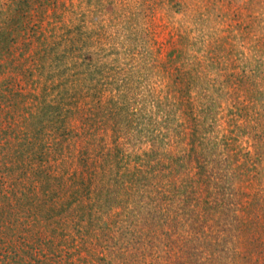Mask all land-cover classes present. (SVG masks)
Instances as JSON below:
<instances>
[{"label":"trees","instance_id":"obj_1","mask_svg":"<svg viewBox=\"0 0 264 264\" xmlns=\"http://www.w3.org/2000/svg\"><path fill=\"white\" fill-rule=\"evenodd\" d=\"M33 1L0 0V264H83L86 258L89 264H128L131 259L124 256L131 242L115 236L156 232L162 237L158 243L151 237L153 252L137 264H157L159 258L175 254L180 256H175V264L177 259L203 264L202 251L204 264H221V259H227L226 264H264V125L239 129L240 136L250 134V150L238 149L237 138L226 137L230 143L217 154L206 135L196 147V136L205 128L196 119L208 120L212 108L202 115L192 106L190 110L193 68L202 65L180 56L179 67L174 69L172 63L165 94L167 99L177 89L166 113L174 123L164 128L159 140L152 139L145 168L140 164L143 170L135 167L132 173L119 152H111L95 135V113L80 107L84 88L77 86L79 81L68 87L65 71H60L72 69L66 68V61L85 47L81 38L64 41L62 47L38 42L33 52L14 57V45L29 31ZM27 80L51 84L42 85L39 99L25 92ZM62 81L64 97L61 93L54 98L50 92L63 87ZM155 97L149 99L157 106ZM256 97L262 98L261 112L253 109V101L228 125L238 129L240 119L263 121L264 95ZM105 109L107 125L116 133L125 134L141 125L140 119L150 118L147 112L138 115L119 97ZM174 117L177 122L184 118L187 126H177ZM158 143L173 149L161 152ZM99 214H108L105 231L96 225ZM198 220L204 225L197 227ZM207 224L215 225L216 236H205L204 230L197 235Z\"/></svg>","mask_w":264,"mask_h":264},{"label":"rangeland","instance_id":"obj_2","mask_svg":"<svg viewBox=\"0 0 264 264\" xmlns=\"http://www.w3.org/2000/svg\"><path fill=\"white\" fill-rule=\"evenodd\" d=\"M27 18L29 31L23 37L27 42L18 40L12 51L14 57L33 52L38 42L62 47L67 40L76 42L81 38L84 41L86 45L82 51L72 52L66 61V68L72 69L60 71H65L64 79L67 77L68 80L64 81L68 87L79 81L77 86L84 88L86 93L81 90L80 107L83 112L90 109L95 113L91 118L95 135L103 138L102 143L110 147L111 152H119L132 173L136 171L135 167L145 168L152 139L159 140L157 136L163 134L164 128L174 123V120L168 122L166 118L171 116L166 113L177 89L167 99L165 94L173 70L180 66V56L202 65L193 68L195 81L191 95L195 97L190 110L192 106L202 115L207 107L212 108L208 120L196 119L205 127L196 136V147L201 146L203 138L200 136L206 135L205 140L217 146V154L230 143L226 137L228 140L237 138L238 149L250 150V134L240 136L239 129L242 131L245 125H264L261 119L247 123L240 119L236 123L238 129L228 125L230 118L233 121L240 110L250 108L253 101V109L261 112L259 102L262 98L256 101V94L264 95V0H34ZM32 82L36 87L30 84ZM27 83L25 92H32L41 99L44 95L42 85L47 86L51 81L27 80ZM66 84L48 92L51 91L54 98L62 93L63 98ZM151 94L156 96L153 100L158 102L157 106L149 99ZM118 97L133 105L138 115L147 112L150 118L140 119L142 124L133 125L135 128L125 134L112 131L107 125L105 105L111 104L112 99L118 101ZM140 109L150 111L139 112ZM179 111L176 112L178 115L182 113ZM186 118L190 121L191 115ZM175 124L187 126L184 118L178 122L175 118ZM246 131L248 133L250 129ZM166 145L159 144L161 152L173 149ZM210 150L215 151L213 146ZM144 176L142 184L146 181ZM107 215L99 214L96 225L100 230H104ZM200 224L204 225V222L198 220L196 226ZM202 230L205 236L217 234L213 224L199 227L197 235L202 236ZM155 235L115 236V239L130 240L131 246L126 248L124 258L131 259L128 264H137L138 259L143 260L153 252L149 243L154 245L153 239L158 243L157 238L162 237L158 232ZM161 253L164 257L167 255ZM175 256L180 257L175 254L168 259L159 258L157 264H175ZM201 256L204 264L203 251ZM178 259L177 264H184L183 259ZM226 260L221 259V264H226ZM89 261L86 258L83 264H89ZM90 264L103 263L91 261Z\"/></svg>","mask_w":264,"mask_h":264}]
</instances>
